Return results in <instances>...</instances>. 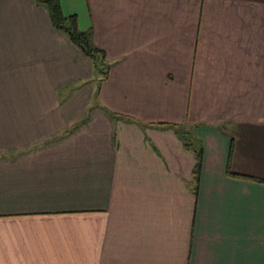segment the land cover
<instances>
[{
	"label": "crops",
	"instance_id": "0c3cea01",
	"mask_svg": "<svg viewBox=\"0 0 264 264\" xmlns=\"http://www.w3.org/2000/svg\"><path fill=\"white\" fill-rule=\"evenodd\" d=\"M59 4L110 66L0 0V264H264V0Z\"/></svg>",
	"mask_w": 264,
	"mask_h": 264
},
{
	"label": "trees",
	"instance_id": "16d2710c",
	"mask_svg": "<svg viewBox=\"0 0 264 264\" xmlns=\"http://www.w3.org/2000/svg\"><path fill=\"white\" fill-rule=\"evenodd\" d=\"M36 4L45 8L51 25L63 32L68 39L81 50L91 62V75L89 81L95 85L97 91L98 84L107 77L110 61L106 59L102 48L97 46L91 39L90 31L78 26L75 13L64 14L60 8L59 0H33ZM112 117L122 116L118 113L109 111ZM80 120L79 122H81ZM77 125L74 124V126ZM176 136L180 139L184 148L190 150L193 154L194 163L192 166V179L196 181L201 159L200 139L194 134V125L171 123L170 124ZM63 129L60 134H65L71 128ZM227 172L229 169H227ZM232 173V172H231ZM256 179V178H255ZM259 180V179H258ZM195 192V184L192 186Z\"/></svg>",
	"mask_w": 264,
	"mask_h": 264
}]
</instances>
